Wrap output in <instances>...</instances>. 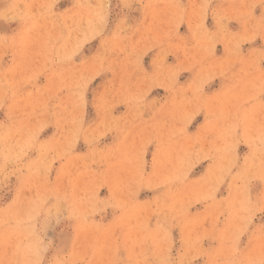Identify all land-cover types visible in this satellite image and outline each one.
<instances>
[{
	"label": "rangeland",
	"instance_id": "obj_1",
	"mask_svg": "<svg viewBox=\"0 0 264 264\" xmlns=\"http://www.w3.org/2000/svg\"><path fill=\"white\" fill-rule=\"evenodd\" d=\"M0 264H264V0H0Z\"/></svg>",
	"mask_w": 264,
	"mask_h": 264
}]
</instances>
